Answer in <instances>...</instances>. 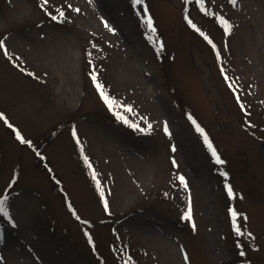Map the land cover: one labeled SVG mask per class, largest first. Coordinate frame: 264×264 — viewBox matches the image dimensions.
Listing matches in <instances>:
<instances>
[{"label":"rangeland","instance_id":"374dc122","mask_svg":"<svg viewBox=\"0 0 264 264\" xmlns=\"http://www.w3.org/2000/svg\"><path fill=\"white\" fill-rule=\"evenodd\" d=\"M205 8L229 36L195 0H0V264H264V0Z\"/></svg>","mask_w":264,"mask_h":264},{"label":"snow or ice","instance_id":"6c2138e0","mask_svg":"<svg viewBox=\"0 0 264 264\" xmlns=\"http://www.w3.org/2000/svg\"><path fill=\"white\" fill-rule=\"evenodd\" d=\"M190 2V0H184V3L187 5ZM236 2L237 0H229V3H231L234 7L236 6ZM132 3L134 6H138V5H142L143 4V0H132ZM196 5L199 7L200 11L209 16V17H213L215 18L216 22L222 27L225 36H229L232 32V28L233 25L224 17L218 15V14H214L212 11L210 10H206L205 8V0H195ZM40 4L41 7H45L48 4V0H40ZM75 11H79V9H76ZM143 16H144V25L148 31V33L150 34V36L155 37L156 36V29L153 26V19L152 17L149 15L148 9L144 8L143 11ZM65 18V13L62 10L57 9V13L56 15H52L51 19L53 21H57V22H62ZM185 20L187 21L188 25L190 28H192L194 31L198 32L210 45H212L213 49L215 50V45L213 44V42L209 39V37L204 34L190 19L187 15H185ZM104 26L108 31H113V29L109 26V24L107 22H104ZM157 44H159L158 41H156ZM162 47V46H161ZM0 50H4V54L7 55V50L5 48V43L3 40H0ZM219 58V57H218ZM31 75V74H30ZM91 79L93 81L94 86L96 87V90L98 92V94L100 95V98L102 99V101L104 102V104L108 107L110 112H113V114L116 116V118L120 121H122L123 123H125L126 125H128L129 127H132L136 130L139 131H144V129H140L139 126L135 123L129 124L128 120L122 116L120 114V111H118L117 109H121L123 110L124 113H132L133 109L131 107L128 106H122L120 104H118L113 98L109 97L107 95V93L104 91L103 86L98 82L97 80V76L95 74V72H93L91 74ZM225 80H228V77L225 76ZM229 87H232V84H229ZM238 103H239V99H238ZM243 107V106H241ZM0 119H3V116L0 115ZM189 119L191 120V116H189ZM192 123L194 125H196V122L193 120ZM148 129H151V124H148ZM196 130L197 132L200 133V135L203 137L204 143L207 146V148L209 149V151L211 152L212 157L214 158V162L217 165H222L224 163V161L217 155V152L215 151V149L212 147V144L209 142L207 135L204 133L203 129H201L199 127V125H196ZM164 132L165 135H168V126L165 123L164 126ZM73 135L75 136V132L73 133ZM17 139L21 142V143H25V141L19 136V134H17ZM175 149L173 148V151ZM87 163V161H85ZM173 164L175 165V161H173ZM89 168H91V165H88ZM221 175L225 177V179H227V174L224 172H221ZM93 180H96V176L93 173ZM178 180L180 182V184L184 187L185 190H187V184L186 181L184 179L183 176L178 177ZM226 187V191L227 194L229 196V198H233L234 197V192L231 186L229 185H225ZM97 188H100V184L97 181ZM230 216L232 218V225H233V230L235 232V234L237 236H240L241 233V229L239 227H237V213L234 210H230ZM0 217L3 218H7L10 217V211H9V197L7 195H0ZM182 219L187 220L189 222H191L192 220V214H191V202L189 201V206L188 209L185 211L184 215L182 216ZM193 231H195V225H193ZM249 237H251V234L248 233L247 234ZM89 243H91V240H89ZM239 247V245H238ZM241 256L244 255L243 252L240 253ZM185 264H188V257L185 256Z\"/></svg>","mask_w":264,"mask_h":264}]
</instances>
